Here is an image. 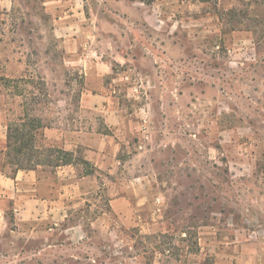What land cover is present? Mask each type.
Listing matches in <instances>:
<instances>
[{"label": "rangeland", "instance_id": "rangeland-1", "mask_svg": "<svg viewBox=\"0 0 264 264\" xmlns=\"http://www.w3.org/2000/svg\"><path fill=\"white\" fill-rule=\"evenodd\" d=\"M0 111V134L43 127L0 172L33 159L66 192L27 224L0 203V264H264V0H0ZM85 133L119 140L113 173L56 166ZM138 187L123 225L110 201Z\"/></svg>", "mask_w": 264, "mask_h": 264}, {"label": "crops", "instance_id": "crops-1", "mask_svg": "<svg viewBox=\"0 0 264 264\" xmlns=\"http://www.w3.org/2000/svg\"><path fill=\"white\" fill-rule=\"evenodd\" d=\"M84 102H86V108L93 109L92 99H85ZM3 123L0 111V130L4 129ZM60 142L66 151L73 153L75 157L79 155L85 164L91 166L92 170L94 163L95 167L113 173L114 169L112 167L122 164L119 157L121 149L119 140H93V133H85L79 140H60ZM7 151V135L1 133L0 156H4ZM70 169L75 171V168L71 166L64 167V171L69 172ZM38 185L35 171L18 170L13 176L0 172V203L2 206L7 205L8 209L12 210L17 224H27L35 220H42L45 217L52 218L55 213L57 215L66 212V192L62 193L61 191L57 196H52L53 192L42 195ZM120 189L121 196L110 201L111 209L120 216L121 224H140L142 216H135L134 210L139 208L142 210L144 204L139 202L136 204L138 206L136 208L134 195L140 193V191L143 192L142 187ZM217 256V264H238L237 257L231 252L223 251Z\"/></svg>", "mask_w": 264, "mask_h": 264}, {"label": "trees", "instance_id": "trees-1", "mask_svg": "<svg viewBox=\"0 0 264 264\" xmlns=\"http://www.w3.org/2000/svg\"><path fill=\"white\" fill-rule=\"evenodd\" d=\"M237 14V12L231 11V14ZM29 117L28 112H25V116L24 118H20V121L22 123H18V124H11L8 127V135H7V140H8V152H7V156L9 158H11L10 155V151L13 148V145L11 143L10 140H36V133L39 129L43 128L40 124H33L32 128L30 131H26V129L24 130V128H26V123L25 120L26 118ZM15 127V128H14ZM20 152V151H19ZM63 156L65 157V160H63V162L57 163V167H64V166H70L73 165V157L74 155L70 152H64ZM28 163L30 165L34 164V160L33 159H28V160H22V159H11L10 163L13 165L18 166V170H32L35 171L36 170V166H30L29 168H25L22 165L23 163ZM39 163H41V161L39 160ZM85 163V162H84Z\"/></svg>", "mask_w": 264, "mask_h": 264}]
</instances>
